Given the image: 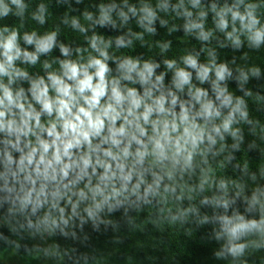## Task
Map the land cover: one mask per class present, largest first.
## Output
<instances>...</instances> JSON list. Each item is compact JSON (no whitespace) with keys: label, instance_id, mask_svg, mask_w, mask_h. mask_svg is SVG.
<instances>
[{"label":"clouds","instance_id":"1","mask_svg":"<svg viewBox=\"0 0 264 264\" xmlns=\"http://www.w3.org/2000/svg\"><path fill=\"white\" fill-rule=\"evenodd\" d=\"M32 2L0 0V21L19 20V26L0 25V227L17 236L76 240L85 225L115 229L106 217L120 210L127 216L155 201L175 207L161 209L171 224L190 217L198 226L214 224L217 259L243 264L249 250L264 249V165L252 172L245 160L235 165L239 178L217 177V168L226 169L244 144L241 125L264 132L250 116L246 97L253 93L245 87L261 78V68L237 67L234 75L235 57L222 61L217 52L264 47V0H100L82 11L56 0L79 12H65L60 21L83 37L86 47L75 48L60 41L59 25L21 32L26 18L39 26L49 18L47 3L30 10ZM157 23L168 35L182 30L200 49L164 58L172 49L165 39L155 42L161 60L122 51L137 41L144 47ZM97 28L120 34L106 37ZM53 49L60 56L48 59ZM37 65L43 75L29 72ZM232 80L243 95L229 89ZM0 241L19 247L3 233ZM42 251L71 258L57 244ZM81 261L88 264V256L75 264Z\"/></svg>","mask_w":264,"mask_h":264},{"label":"trees","instance_id":"2","mask_svg":"<svg viewBox=\"0 0 264 264\" xmlns=\"http://www.w3.org/2000/svg\"><path fill=\"white\" fill-rule=\"evenodd\" d=\"M45 2L49 7V18L44 26L37 25L30 19H25L24 26L20 29L23 31H31L33 28L39 32L51 30L59 25L61 42L69 43L73 48L77 46L86 47L83 37L74 33L70 28H67L60 23L61 18L68 12V15H79V12H71L68 5L57 4L56 0H33L30 10H35L36 6ZM72 8L80 11L88 8L94 10L93 5L100 2V0H84L82 4H76L75 0H70ZM264 11V9H261ZM181 24L182 21H175ZM2 24H15L19 26V20L15 17L9 16L5 20L0 21ZM211 25V19H209ZM134 31H139L134 25H131ZM97 31L103 33L106 37L116 36L119 32H113L107 28H97ZM147 44L142 47L140 42H135L132 50L127 51L134 56L152 57L156 60H161L162 57L158 54L159 50L155 47L156 41L171 40L172 49L165 54L164 58L179 57L185 50L197 49L199 50L201 44L192 37H184L183 31H175L168 35L167 29L162 28L157 23V34L152 37H145ZM148 45H151L149 47ZM23 47V42L21 41ZM212 47H215V41L212 42ZM31 50V46H29ZM219 60L231 61L235 57V64H230L233 68L234 75L237 67H246L250 65H257L261 68L262 76L259 79L250 78L245 87L251 90L252 97H246L249 105L250 116L258 119L261 125H264V101L257 102L255 97L257 95L264 96V47L259 51L248 49L246 46L239 51H233L231 48H217ZM248 53L247 60L241 59L243 53ZM120 54V53H117ZM58 49H53V52L48 59L52 57H59ZM45 57H41V60ZM207 61V53H201V62ZM110 67L114 68L111 62ZM30 73L35 74L39 72L43 75L39 65L35 68L28 69ZM163 71V64L161 68L157 69V73ZM169 73L166 77V83L170 79ZM26 86V85H25ZM208 87L207 84L203 85ZM229 89L236 95H243V92L237 88L235 80L229 81ZM244 130L245 141L241 149L234 153L235 159L228 164L226 169L220 170L217 168V177L225 176L231 178H239L242 174L235 165H242L245 160L249 163V170L256 172L257 168L264 165V132H261L260 127L256 126L255 133L249 131V125H241ZM255 142L257 147L249 150V143ZM228 143L231 144L230 138ZM212 166L217 167L216 161H212ZM251 186V182L247 181ZM264 183V181H261ZM188 201H184L182 206H187ZM193 203L198 204L197 201ZM238 206L243 211V204L238 202ZM175 207L169 203L168 205L158 204L155 201L152 205L144 206L142 210L135 211L130 209L128 215L125 216L123 210L113 213L107 219L113 220L118 227L113 229L111 226L107 228L104 225L100 226V231H94L91 225H85L84 232L80 233L77 230L78 239L65 238L62 236H54L41 240L39 237L32 238L27 233H21L19 236L13 235L9 232L7 226L0 227V233L8 236L11 240L18 241L19 247L16 248L11 244H6L0 241V264H75L76 258L81 255L88 256V264H232L231 258L217 259L215 252L220 248V242L213 238L214 224H205L198 226L195 219L190 217L189 220L180 224L179 222L171 224L168 221L167 211H161ZM201 213L212 214L210 208L201 207ZM87 236L85 240L83 237ZM52 244L59 245L62 252L67 251L69 256H62L61 258L45 256L42 249L49 247ZM76 251L73 253L72 250ZM243 264H264V249L249 250L245 257L241 258ZM83 264V261L80 262ZM239 264V262H237Z\"/></svg>","mask_w":264,"mask_h":264}]
</instances>
